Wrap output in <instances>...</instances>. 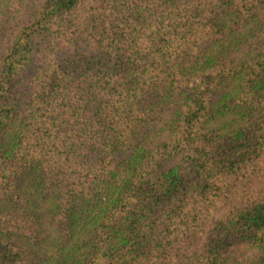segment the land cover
<instances>
[{
    "label": "trees",
    "instance_id": "16d2710c",
    "mask_svg": "<svg viewBox=\"0 0 264 264\" xmlns=\"http://www.w3.org/2000/svg\"><path fill=\"white\" fill-rule=\"evenodd\" d=\"M0 264H264V0H0Z\"/></svg>",
    "mask_w": 264,
    "mask_h": 264
},
{
    "label": "rangeland",
    "instance_id": "374dc122",
    "mask_svg": "<svg viewBox=\"0 0 264 264\" xmlns=\"http://www.w3.org/2000/svg\"><path fill=\"white\" fill-rule=\"evenodd\" d=\"M22 10V9H21ZM21 14L19 13V14H17L16 16H15V20H18L19 18H21V16H20ZM244 251L242 250V249H238L237 251H233V252H231V256H232V258H234V259H236L237 261H244Z\"/></svg>",
    "mask_w": 264,
    "mask_h": 264
}]
</instances>
